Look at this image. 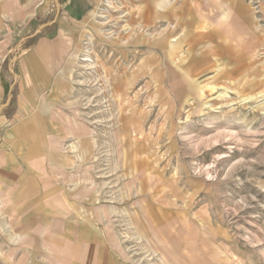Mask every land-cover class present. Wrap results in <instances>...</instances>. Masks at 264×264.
Segmentation results:
<instances>
[{"label": "rangeland", "instance_id": "obj_1", "mask_svg": "<svg viewBox=\"0 0 264 264\" xmlns=\"http://www.w3.org/2000/svg\"><path fill=\"white\" fill-rule=\"evenodd\" d=\"M197 1L72 0L78 56L55 112L97 138L100 190L145 168L153 204L168 205L145 247L120 236L131 264H264V0L211 8L201 46L188 23ZM57 7L42 1L40 31L10 24L7 63L52 33ZM232 17L234 31L217 25ZM159 35L181 37V62Z\"/></svg>", "mask_w": 264, "mask_h": 264}, {"label": "crops", "instance_id": "obj_2", "mask_svg": "<svg viewBox=\"0 0 264 264\" xmlns=\"http://www.w3.org/2000/svg\"><path fill=\"white\" fill-rule=\"evenodd\" d=\"M42 1L0 0V264H131L121 253L120 236L133 231L145 247L168 218V205L153 204L145 168L133 167L118 190H100L102 181L91 168L100 166L97 138L55 112L78 56L72 0H55L64 13L52 33L38 34L32 46L7 63V39L14 33L10 24L27 23L30 33L40 31ZM213 7L223 9L227 2L198 0L195 5L191 19L202 33L209 34ZM217 21L225 31L239 27L235 17Z\"/></svg>", "mask_w": 264, "mask_h": 264}, {"label": "bare ground", "instance_id": "obj_3", "mask_svg": "<svg viewBox=\"0 0 264 264\" xmlns=\"http://www.w3.org/2000/svg\"><path fill=\"white\" fill-rule=\"evenodd\" d=\"M189 21H191V22H188L189 24H192L191 25V27L193 28V32H194V34H195V38L197 37V42H198V44L201 46V45H204L205 43H208V40H207V34L208 33H202V31L201 30H199L200 28H201V25L200 24H198V23H195V22H192V19H190ZM185 26V25H184ZM185 28H187V27H185ZM174 34V33H173ZM163 35H165V34H163ZM183 35H184V37L186 36V32H184L183 33ZM159 39H158V41H159V43H160V45L161 46H163L166 50H167V52H168V56H173L172 58H173V61L175 62L176 61V63H179V62H181L182 60H183V55L185 56V49L183 50L184 51V53L182 54V53H178L177 55H176V53H177V50H178V44H179V41H180V38L179 37H170V38H167V37H165V36H161V35H159ZM183 39V38H182ZM263 49V48H262ZM261 49V50H262ZM264 50V49H263ZM207 51V50H206ZM205 51V52H206ZM260 51V50H259ZM228 52V51H227ZM201 53V52H200ZM204 54V53H203ZM209 54V53H208ZM260 54V53H259ZM198 55V54H197ZM258 55V54H257ZM188 56V55H187ZM203 56V55H202ZM208 56V55H207ZM224 56V55H223ZM198 57H200V56H198ZM264 57V56H263ZM204 58V57H203ZM243 58V57H242ZM170 59V58H169ZM260 60V59H259ZM199 61V60H198ZM221 61V60H220ZM232 61V60H231ZM200 62V61H199ZM247 63V62H246ZM253 63V62H252ZM224 64V63H223ZM235 64V63H234ZM256 64H258V63H256ZM263 64V63H262ZM261 64V65H262ZM180 65V64H179ZM244 66V65H243ZM251 66V65H250ZM178 67V66H177ZM222 67V66H221ZM255 67V66H254ZM219 68V67H218ZM251 68V67H250ZM261 68V67H260ZM223 72V71H222ZM216 73V72H215ZM254 76V75H253ZM260 76V75H259ZM237 78V77H236ZM251 78V77H250ZM211 80V79H210ZM238 80V79H237ZM235 81V80H234ZM236 82V81H235ZM240 83H241V81H240ZM244 83V82H243ZM233 84V83H232ZM194 86V85H193ZM232 86V85H231ZM196 87V86H195ZM235 87H237V86H235ZM234 87V88H235ZM197 88V87H196ZM195 88V89H196ZM233 88V87H232ZM234 91V90H233ZM232 91V92H233ZM196 93H197V91H196ZM238 95V94H237ZM198 99V98H197ZM250 101V100H249ZM236 104V103H235ZM212 176V175H211ZM198 260V262L200 263V264H203V259H197ZM222 264H227V262L224 260V262L222 263Z\"/></svg>", "mask_w": 264, "mask_h": 264}]
</instances>
